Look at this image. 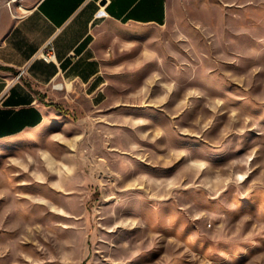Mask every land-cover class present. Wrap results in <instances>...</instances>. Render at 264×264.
Returning a JSON list of instances; mask_svg holds the SVG:
<instances>
[{"label":"rangeland","instance_id":"obj_1","mask_svg":"<svg viewBox=\"0 0 264 264\" xmlns=\"http://www.w3.org/2000/svg\"><path fill=\"white\" fill-rule=\"evenodd\" d=\"M97 24L103 102L0 142V264H264V0Z\"/></svg>","mask_w":264,"mask_h":264},{"label":"crops","instance_id":"obj_2","mask_svg":"<svg viewBox=\"0 0 264 264\" xmlns=\"http://www.w3.org/2000/svg\"><path fill=\"white\" fill-rule=\"evenodd\" d=\"M102 17L120 25L163 26L168 0H0V142L56 121L60 105L67 108L60 91L69 86L94 104L103 102L105 66L95 45ZM50 39L56 60L48 62L40 51ZM55 82L64 87L54 88Z\"/></svg>","mask_w":264,"mask_h":264},{"label":"built area","instance_id":"obj_3","mask_svg":"<svg viewBox=\"0 0 264 264\" xmlns=\"http://www.w3.org/2000/svg\"><path fill=\"white\" fill-rule=\"evenodd\" d=\"M40 57L44 59L45 61L51 62L56 60V52L52 44V39H50L43 49L40 51ZM25 72V69H21L19 76H21ZM54 88L61 89L64 87V84L62 82H55L53 84Z\"/></svg>","mask_w":264,"mask_h":264}]
</instances>
